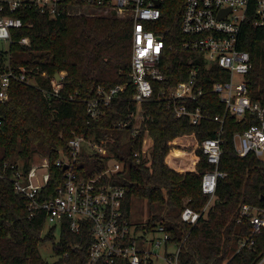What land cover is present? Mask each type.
Instances as JSON below:
<instances>
[{"label": "trees", "instance_id": "1", "mask_svg": "<svg viewBox=\"0 0 264 264\" xmlns=\"http://www.w3.org/2000/svg\"><path fill=\"white\" fill-rule=\"evenodd\" d=\"M85 2L66 0L64 5ZM185 4L186 0H162L161 18L155 26L150 25L164 35L160 68L165 80L153 83V100L142 104L145 122L135 138L130 136L132 123L124 128L116 126L129 122L137 107L132 101L136 87L131 78V20L95 12L59 19H51L37 9L9 13L22 19L24 26L12 31V44L0 53V73L7 72L9 65L15 70H35L32 78L36 85L13 82L8 100L0 102V159L23 160L25 170H29L36 154L55 162L59 150L68 152L74 133L97 142L103 140L115 159L124 164L121 171L103 176L101 182L125 189V218L131 220L134 200L148 201L153 211L137 230L153 232L164 227L171 243L180 247L179 264H255L264 253V231L256 236L253 248L238 252L240 242L252 229L248 223L236 221L241 205L264 203V161L254 154L237 156L233 136L258 125V119L250 113L241 121L227 115L219 166L226 176L218 180L216 197L208 206L210 198L202 192V178L213 166L203 153L202 142L214 137L220 124L203 120L195 125L188 116L177 118L172 104L157 101L161 91L169 92L187 81L190 71L197 67L195 92L203 94L189 107H199L211 117L225 114L213 84L227 81V73L217 64L208 68L204 58L182 47L188 38L181 30ZM255 23V10L250 8L240 48L250 53L252 61L251 70L244 76L249 95L253 102L264 106V27ZM26 36L30 45L20 43ZM58 72H65L62 97L48 98L40 88L50 89L51 79ZM117 85L126 88L116 101L103 108L98 120L89 123L86 101L97 96L99 86L111 89ZM76 93L78 100L69 101ZM146 128L154 140L150 167L135 157ZM109 162L110 156L84 149L76 171L83 178L99 176L108 169ZM51 170L55 178L64 172L54 165ZM59 181L50 182V196L56 194ZM28 207V200L15 193L10 178H0V264H86L92 243L88 233L75 234L65 221L60 232L52 227L45 234V215L31 218ZM186 207L206 212L193 226L182 219ZM45 241L53 242L57 255L53 262L45 260L39 251Z\"/></svg>", "mask_w": 264, "mask_h": 264}, {"label": "built area", "instance_id": "2", "mask_svg": "<svg viewBox=\"0 0 264 264\" xmlns=\"http://www.w3.org/2000/svg\"><path fill=\"white\" fill-rule=\"evenodd\" d=\"M65 1L0 0V39L8 42L9 48L13 42L12 31L23 28L22 19L9 15L19 10L37 9L51 19L95 12L115 14L119 18L131 20L134 24L131 78L136 87L132 101L137 107L129 122H120L116 126L124 128L132 123L130 136L138 137L145 122L142 104L153 100V83L165 80V74L160 68L165 47L164 35L156 28L150 27L155 26L161 18V10L160 7H156V2L162 4V0H86L85 4L66 6ZM250 8L255 10L256 26L264 27V0H186L182 15L181 30L188 37L182 43V47L196 53L199 58H204L208 68L212 64H217L229 77L227 81L213 84V90L219 95L220 102L225 107L224 115L211 117L204 114L199 107L196 109L189 107L190 102L197 101L203 94V91L195 92L199 72L197 67L190 71L187 81L179 83L169 92L161 91L157 100H164L169 106L172 104L177 118L188 116L195 125L203 120L220 124L215 136L202 142L203 153L213 166V169L206 172L202 178V192L209 196V204L216 197L218 180L226 176L219 166L223 154L224 124L228 114L239 121L245 119L248 113L256 117L254 119H258V125H252L243 133H235L234 152L239 157L254 154L264 161V106L253 102L249 95L244 76L251 70L252 61L250 53L240 48L242 28ZM221 10L230 11L220 18ZM20 43L30 45L31 40L26 36ZM34 71H27L25 68L15 70L9 65L7 72L0 73V102L8 100V92L13 82L36 85L35 79L32 78ZM46 74L43 73L42 76ZM57 74L60 77L63 75L62 81L57 79ZM56 75L51 79L50 89L40 88L48 98L62 97L65 72H58ZM237 75L240 77L239 80H236ZM125 88V85H117L111 89L99 86L97 96L86 101L89 123L98 120L103 114V108L116 101ZM78 96L76 93L68 100L76 102ZM68 146V152L58 151L59 157L55 162L36 154L29 170H25L23 160L4 162L0 159V178H10L15 193L28 200L31 218L43 213L45 226L49 225V228L57 227L60 232L62 224L67 221L75 234L88 233L92 243L86 264H116L119 261H123L124 264H155L160 255L153 249H160L163 242L153 241V248L149 249L147 236L162 234L164 242L172 244L171 235L164 227H159L153 232L137 230L131 220L124 216L125 189L120 186H105L101 182L103 176L121 171L124 164L115 159L103 140L97 142L74 133ZM84 149L98 152L102 156H110L109 167L103 174L83 178L77 173L76 165ZM153 151L154 140L146 128L142 147L135 153V157L139 163L150 167L153 163ZM53 165L64 171L56 178L51 170ZM53 179L60 181L56 194L50 196L48 186ZM205 212L206 209L196 212L186 207L182 219L194 226ZM236 222L248 223L252 229L250 235L240 242L238 252L244 248H253L256 236L264 231V203L241 205ZM179 251L180 247L177 246L175 254L166 260L170 264H179ZM255 264H264V253L258 257Z\"/></svg>", "mask_w": 264, "mask_h": 264}, {"label": "rangeland", "instance_id": "3", "mask_svg": "<svg viewBox=\"0 0 264 264\" xmlns=\"http://www.w3.org/2000/svg\"><path fill=\"white\" fill-rule=\"evenodd\" d=\"M8 50V42H6L3 39H0V53L2 51H7ZM63 77V75H61ZM240 77L237 75L236 80H239ZM210 205V204H209ZM208 205V206H209ZM153 211L150 208V205L148 201L146 200H134L133 205H132V212H131V222L134 225L135 228L140 227L144 224H146L148 218L151 216ZM49 230V225L45 226L44 233L46 234L47 231ZM59 236V232L57 233L56 241L59 240L57 237ZM148 241H147V247L149 249H152V242L160 240L163 242V246L160 249H153L156 250L157 254L160 255V258L156 260L155 264H170L166 258L169 257L170 255H174L175 252L177 251V246L174 244H166L164 242V238L162 234H157L156 236H147ZM39 251L43 258L49 262H53L57 259V255L55 253L54 247H53V242L45 241L40 247Z\"/></svg>", "mask_w": 264, "mask_h": 264}, {"label": "water", "instance_id": "4", "mask_svg": "<svg viewBox=\"0 0 264 264\" xmlns=\"http://www.w3.org/2000/svg\"><path fill=\"white\" fill-rule=\"evenodd\" d=\"M156 7H161V2H156ZM230 10H221L220 11V13H219V17L221 18V17H223V15L225 14V13H227V12H229ZM56 77H57V79L59 80V81H62V79H61V77L57 74L56 75Z\"/></svg>", "mask_w": 264, "mask_h": 264}]
</instances>
